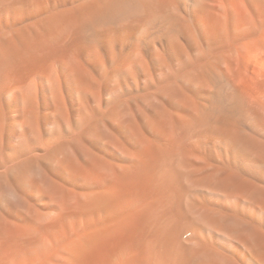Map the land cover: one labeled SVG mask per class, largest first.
<instances>
[{
    "label": "bare ground",
    "instance_id": "obj_1",
    "mask_svg": "<svg viewBox=\"0 0 264 264\" xmlns=\"http://www.w3.org/2000/svg\"><path fill=\"white\" fill-rule=\"evenodd\" d=\"M0 264H264V0H0Z\"/></svg>",
    "mask_w": 264,
    "mask_h": 264
}]
</instances>
